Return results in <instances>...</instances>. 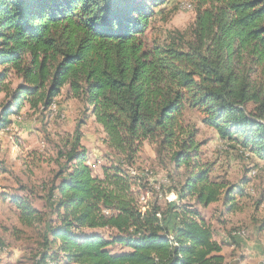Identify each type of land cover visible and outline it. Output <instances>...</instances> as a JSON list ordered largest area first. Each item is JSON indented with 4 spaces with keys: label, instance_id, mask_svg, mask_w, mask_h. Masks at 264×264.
Listing matches in <instances>:
<instances>
[{
    "label": "trees",
    "instance_id": "trees-1",
    "mask_svg": "<svg viewBox=\"0 0 264 264\" xmlns=\"http://www.w3.org/2000/svg\"><path fill=\"white\" fill-rule=\"evenodd\" d=\"M191 1L187 34L148 44L164 0H0V133L20 116L46 117L65 91L117 156L97 177L78 125L58 149L46 211L27 195L5 196L37 233L35 264H227L197 207L242 212L248 181L211 178L187 114L200 113L231 148L264 162V82L254 78L259 70L264 79V0ZM145 145L172 164L178 179L170 176L169 191L178 203L160 204L151 180L135 175ZM148 191L143 213L139 198ZM115 246L129 251L114 253Z\"/></svg>",
    "mask_w": 264,
    "mask_h": 264
},
{
    "label": "rangeland",
    "instance_id": "rangeland-1",
    "mask_svg": "<svg viewBox=\"0 0 264 264\" xmlns=\"http://www.w3.org/2000/svg\"><path fill=\"white\" fill-rule=\"evenodd\" d=\"M164 2L155 8V15L144 36L148 44L153 42L168 44L172 38H177L178 32L187 34L195 21L196 13L191 0H164ZM260 76V71L256 70L254 78L264 82ZM66 94L64 91L63 96L58 97L60 103L58 100L54 101L55 104L46 117L39 115L32 120L26 115L20 116L16 122H24L23 126L14 125L12 130L3 131L0 135V238L4 242L0 251V264H5V260L13 258L14 255L25 262L30 261L35 264L32 256L37 250L34 241L37 233L22 226L17 209L5 200V196L27 195L36 208L47 210L44 208L42 196L45 188L51 185L58 170L55 164L58 149H65L64 140L74 133L78 125H82V144L88 151L89 164L97 177L103 178V168L117 160L114 152L104 144L106 134L103 128L95 122L90 113L85 111L86 108L82 102L74 99L67 100ZM249 109L253 110L254 106L250 105ZM61 117L65 119L61 120ZM187 117L197 128V140L202 144V160L212 166L211 178L224 180L237 186L246 180L248 181L247 192L249 191L250 195L244 201L243 211L237 214L225 213L221 203L205 209L197 208L212 225L215 239L223 244V247L228 248L224 241L228 235L237 238L233 235L236 231L245 230L248 235L242 240L246 243L251 242L255 239L254 235L258 230L264 231V162L254 158L248 152L244 153L240 149L231 148L228 143L219 138L214 129L204 124V116L200 113L189 111ZM133 170L135 175L143 174L151 180L155 190L161 196L160 204L179 202L177 191L174 189L169 191V187L173 184L170 176L173 175L175 180L178 179L176 172L174 173V168L169 161H162L157 157L154 146H144ZM184 172V169H181L178 173L184 174ZM163 186L165 191L161 189ZM21 187H25V190L21 191ZM142 197H145L144 202L141 200ZM150 198L152 197L149 191L140 195L139 204L143 213L148 208ZM174 225L175 223L171 221L170 226ZM17 231L25 234L24 240L18 239ZM110 234L111 232L105 233V236L109 237ZM112 234L115 235V232ZM261 234L264 237V233ZM30 236H32L31 239ZM112 251L122 253L129 250L115 246ZM239 251H236L238 255L235 256L242 257L243 253ZM243 258L246 259L245 255Z\"/></svg>",
    "mask_w": 264,
    "mask_h": 264
},
{
    "label": "crops",
    "instance_id": "crops-1",
    "mask_svg": "<svg viewBox=\"0 0 264 264\" xmlns=\"http://www.w3.org/2000/svg\"><path fill=\"white\" fill-rule=\"evenodd\" d=\"M24 117V116H23ZM37 117L32 118L34 120ZM25 119V118H23ZM24 125V122H16L14 121L13 127ZM21 127V126H20ZM11 129V128H10ZM12 130V129H11ZM2 132L0 133V135ZM90 163V159L89 162ZM90 165V164H89ZM262 229V228H261ZM261 233H264V231L258 230L257 234L254 235L255 239H253L251 242H243L242 239H239V236H235L237 238H233L232 236L225 238V242L228 246V248H223L222 255L226 258V263L228 264H264V237ZM248 234L246 232L243 237H246ZM242 251H239V250ZM1 251V250H0ZM234 251V252H233ZM242 252L241 256H235L238 255V252ZM245 255L246 259L243 258ZM18 256L14 255L13 258H9L8 260H5V264H32L33 262L30 261H24L21 260ZM2 259V257H1ZM4 262V261H3Z\"/></svg>",
    "mask_w": 264,
    "mask_h": 264
},
{
    "label": "bare ground",
    "instance_id": "bare-ground-1",
    "mask_svg": "<svg viewBox=\"0 0 264 264\" xmlns=\"http://www.w3.org/2000/svg\"><path fill=\"white\" fill-rule=\"evenodd\" d=\"M57 114V113H56ZM255 175V174H254ZM249 192V191H248ZM243 232V235L246 234V231L245 230H242V231H236L233 233L234 236H239V233H242ZM43 264H60L59 262H56V261H51V260H47L45 263Z\"/></svg>",
    "mask_w": 264,
    "mask_h": 264
},
{
    "label": "built area",
    "instance_id": "built-area-1",
    "mask_svg": "<svg viewBox=\"0 0 264 264\" xmlns=\"http://www.w3.org/2000/svg\"><path fill=\"white\" fill-rule=\"evenodd\" d=\"M187 8H185V10H186ZM61 120H64L65 118H60ZM156 185V184H155ZM168 196V195H167ZM107 213V212H106ZM244 239V238H247V237H243V232L242 233H239V239Z\"/></svg>",
    "mask_w": 264,
    "mask_h": 264
}]
</instances>
